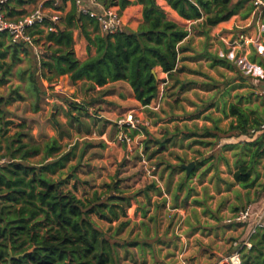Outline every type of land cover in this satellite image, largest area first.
Here are the masks:
<instances>
[{
    "label": "trees",
    "instance_id": "trees-1",
    "mask_svg": "<svg viewBox=\"0 0 264 264\" xmlns=\"http://www.w3.org/2000/svg\"><path fill=\"white\" fill-rule=\"evenodd\" d=\"M33 1L8 0L7 16L18 18L25 12L24 6ZM60 1L63 5L71 1L73 6L60 18L56 32L46 33L40 26L30 28L28 33L34 37L33 43L12 42L7 32L0 33V86L7 82L13 66L22 59L20 54H37L34 48L41 45L44 52L35 55V67L24 72L27 78L21 77L28 81L27 91L36 96L35 112L40 111V101L43 94H47L43 81L54 89L62 76H68L73 85L82 82L92 89L126 82L134 100L148 107L158 97L163 82L153 71L160 68L170 78L175 75L181 42L189 35V29L169 19L159 3L161 0H100L107 7L119 6L121 10L131 4H140L143 8V19L136 30L124 27L115 34H103L97 19L82 14L75 0ZM164 1L182 18L202 20L199 25L210 29L227 21L246 0ZM75 30L88 41L90 54L84 60L75 52ZM92 48H95L94 54H91ZM15 98L0 94V264H8L10 250L15 256L24 254L13 258L11 264H118L117 243L92 216L109 223L127 218L133 197L125 195L118 182L109 185L110 195L96 192L91 197H79L76 185L68 187L70 179L56 177L66 167L69 157L61 155L60 138L50 137L43 143L27 141L29 135L22 129L24 124L10 133L14 121L9 119L7 106ZM69 106L88 110L85 103L73 101ZM244 124V115L240 114L238 124L223 134L231 137L237 130L239 134L251 135ZM259 126L257 124L256 128ZM145 130L146 152L153 142L160 146L150 153L148 158L152 159L168 148L169 139L167 136L155 139ZM249 146V162L233 176L244 188L255 184L252 172L264 156V134L255 143H246V147ZM36 156H41L37 164L31 162ZM164 163L166 161H161L158 165ZM169 169H172L171 176L177 169L185 170L181 165L172 164ZM193 174L194 171L178 184L179 189ZM157 190L162 194L160 187ZM252 222L246 223L247 236ZM250 241L251 248H241L242 264H264V228L252 235Z\"/></svg>",
    "mask_w": 264,
    "mask_h": 264
},
{
    "label": "crops",
    "instance_id": "crops-1",
    "mask_svg": "<svg viewBox=\"0 0 264 264\" xmlns=\"http://www.w3.org/2000/svg\"><path fill=\"white\" fill-rule=\"evenodd\" d=\"M159 3L166 10L169 19L190 31L181 42L175 75L170 78L160 68L156 69L159 79L168 86L169 97L173 99L169 101L168 145L173 148V154L180 161L186 156L190 159L197 156L200 158L193 159L199 160L203 167L215 160L218 163L222 161L223 169H215L216 176L219 177L221 173L223 178L219 179L221 185L218 183L215 187H204L210 199L218 198L209 202L196 198L187 202L188 199L182 193L191 188L179 189V186L168 187L166 184V191L162 190V194L168 192L172 199L167 201L164 198L163 208L172 212L176 218H148V209L143 207L142 213L135 219L137 227L146 230H139L136 234V252L142 263L149 260L153 262V251L156 250L157 257L164 260L158 264H173V258L179 259L176 264H226L225 258L237 249L235 244L248 237L246 224H229L226 219L251 203L259 211L264 208V200H254L256 183L250 188H244L233 177L250 160L251 147H246V143H255L264 133L254 135L251 132V135H247L239 134L236 130L231 137L223 134L232 125L238 124L240 114L244 115L245 128L250 131L264 121V12L255 9L251 0H246L227 21L208 29L199 25L202 20H186L166 1L161 0ZM35 6L33 1L25 5L23 10L26 12ZM72 6L71 1L64 5L60 1L59 7H54L49 2L46 9L50 14L59 13L63 17ZM118 8L120 9L119 6ZM142 11L140 4H131L122 9L125 27L136 30L143 19ZM74 37L76 55L84 60L90 54L88 41L79 30H75ZM34 49L41 54L44 52L41 45ZM94 53L95 48H92L91 54ZM225 70L229 71L228 75ZM121 84L126 85L132 94L129 85L123 81L108 84L102 89L112 85L115 89ZM113 91L106 95L114 93ZM226 144L232 149L240 147L243 152L230 156V161L225 156H208V152L214 151V147ZM229 162L233 168L231 171L228 169L225 172L227 177H224L223 170ZM169 171L171 174V170ZM255 173L254 170L253 178ZM170 174L167 178L172 177ZM202 188L191 190L200 192ZM157 225L161 227L158 237L155 232ZM180 225L181 229H178ZM148 228L152 230L151 240L157 242L156 249L146 241H139L140 238L148 240Z\"/></svg>",
    "mask_w": 264,
    "mask_h": 264
},
{
    "label": "rangeland",
    "instance_id": "rangeland-1",
    "mask_svg": "<svg viewBox=\"0 0 264 264\" xmlns=\"http://www.w3.org/2000/svg\"><path fill=\"white\" fill-rule=\"evenodd\" d=\"M39 54L41 53L32 52L27 56L25 53H21L22 59L13 66L7 82L0 86L1 95L16 97V100L11 101L7 106L9 119L14 121L10 133L21 129L18 125L24 124L22 129L29 135L27 141L29 139L33 142L43 143L50 137L60 138L61 155H69V157L66 167L58 172L56 177L70 179L68 187L76 185V193L81 198L91 197L96 192L110 195L109 185L118 182L125 195L133 197L132 205L128 209V217L112 223L102 220L96 215H93L92 218L106 235L117 243L118 264H158L163 262L161 257H157L156 250L153 251V262L151 260L143 263L140 261L136 252V234L139 233V230L145 231L146 229H139L135 218H138L142 213V208L146 207L148 218L175 220L176 216L163 208L165 205L164 198L170 201L171 195L168 192L167 194L164 192L160 194L157 189L160 187L166 191V184L168 185L170 182H172V187L178 186L188 176L186 170L177 169L174 171L171 181L170 177L167 178L170 174L169 170L172 173L169 165L182 166V164H189L195 160L193 159L194 156L191 159L186 156L180 161L175 157L174 150L169 145L166 150L158 154L159 156L155 155L152 159L148 158L150 153L154 149H159L160 146L153 142L150 150L146 152L144 143L148 139V135L145 129L152 133L155 139L169 137L167 130L169 101L173 99L169 97L168 86L161 82L158 97L148 107H144L134 100L129 88L124 84L115 89V86L112 85L106 89L98 90V88L92 89L82 82L73 85L68 76H62L58 79L54 89H50L49 83L43 81L44 91L47 94H43L40 101V111L35 112L36 96L27 91L28 81L21 79V77L23 75L25 78L28 77V74L24 72H29L31 68L35 67L37 63L35 55ZM7 61L10 62V58ZM228 72L225 70L226 75ZM157 76L160 77L159 73ZM111 89L114 90V93L104 94L110 93ZM17 92L24 98H20ZM73 101L79 104L85 103L88 110L71 108L69 103ZM131 113L140 120L141 124L138 125L137 129L128 131L132 142L126 143L117 138L119 132L117 122ZM242 142L244 143V141ZM214 148V151L208 152V156L217 158L218 156H225L229 158V161L230 156L243 152L242 148L232 149L227 144ZM40 159L41 156H36L31 159V162L37 164ZM161 161H166V163L158 165ZM195 161L197 163L192 170L194 174L186 180L184 188L199 189L203 187V190L200 192L191 189L185 190L182 196H186L187 202L194 198L205 202L217 200L218 198L210 199L204 187H215L218 183L221 185L219 179L223 176L219 173V177H217L215 168L218 167L217 169L221 171L223 169L221 166L224 163L220 160L218 163L215 160L209 163L210 166L205 164L203 167L199 160ZM232 168V163L229 162L223 170L224 177H227L225 172L228 169L231 171ZM255 171L254 177L257 186L254 200L261 202L264 200V156ZM229 174L231 175V172ZM240 202L244 203L243 201ZM159 228L161 227L157 225L155 229L157 237L161 232ZM148 229L150 230L148 231V240H140L142 239L140 238L139 241H146L150 246L154 245L156 249L158 248L157 242L151 240L152 230ZM178 229H181V225ZM173 261V264H176L179 259L173 258Z\"/></svg>",
    "mask_w": 264,
    "mask_h": 264
},
{
    "label": "built area",
    "instance_id": "built-area-1",
    "mask_svg": "<svg viewBox=\"0 0 264 264\" xmlns=\"http://www.w3.org/2000/svg\"><path fill=\"white\" fill-rule=\"evenodd\" d=\"M8 0H0V33L7 32L12 42L25 41L33 43V36L28 33L30 28L40 26L46 33L56 32L57 24L60 22V14H50L46 9V4L51 2L54 7L60 5V0H34L36 6L31 10L24 12L16 19L8 17L5 5ZM78 10L84 14L97 19L100 31L103 34H115L125 27L121 10L118 6H105L100 0H75ZM255 9L264 12V0H251ZM140 120L133 113L126 115L118 120V136L117 138L126 143H131L132 138L128 131L137 129ZM254 135L264 133V121L256 129L251 131ZM229 224H246L252 222L248 237L243 243H236L237 249L225 258L226 264H242L241 248H251L250 238L256 234L259 229L264 228V208L259 211L254 204H248L244 208L237 211L227 220Z\"/></svg>",
    "mask_w": 264,
    "mask_h": 264
},
{
    "label": "water",
    "instance_id": "water-1",
    "mask_svg": "<svg viewBox=\"0 0 264 264\" xmlns=\"http://www.w3.org/2000/svg\"><path fill=\"white\" fill-rule=\"evenodd\" d=\"M153 74L157 76L156 70L153 71ZM195 166H196V162H191L189 164H182V168L186 170L187 175H190L192 173V170ZM9 255H10V257H9L8 264H11L13 258H19L20 256H23L24 254L15 256V255H13V252L10 250Z\"/></svg>",
    "mask_w": 264,
    "mask_h": 264
}]
</instances>
